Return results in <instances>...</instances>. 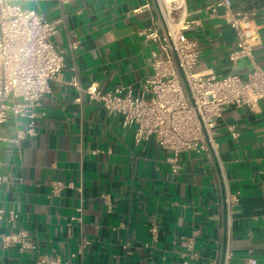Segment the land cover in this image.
Masks as SVG:
<instances>
[{
	"label": "crops",
	"instance_id": "obj_1",
	"mask_svg": "<svg viewBox=\"0 0 264 264\" xmlns=\"http://www.w3.org/2000/svg\"><path fill=\"white\" fill-rule=\"evenodd\" d=\"M229 1L226 9L219 0H186L182 20L190 23L184 33L199 49L194 72L245 78L264 66V0ZM12 3L57 22L52 42L65 67L63 81H50L41 98L44 116L36 134L0 142V264H182L184 253L194 254L192 264H218L225 252L231 264H264V99L253 108L224 107L215 135L218 164L183 152L173 174L167 151L153 140L135 144L121 116L66 84L75 67L81 88L130 86L138 95L151 72L150 56L159 51L139 32H163L155 4ZM250 12L248 25L259 40L251 56L231 61L236 32L230 14ZM23 126L10 119L2 133L11 139ZM53 181L64 187L49 199ZM226 193L236 199L228 211ZM18 231L32 248L3 246L2 235ZM187 237L193 239L190 252L180 245Z\"/></svg>",
	"mask_w": 264,
	"mask_h": 264
},
{
	"label": "built area",
	"instance_id": "obj_2",
	"mask_svg": "<svg viewBox=\"0 0 264 264\" xmlns=\"http://www.w3.org/2000/svg\"><path fill=\"white\" fill-rule=\"evenodd\" d=\"M147 1L155 4L163 32L153 27L139 32L145 39L159 44V51L150 56L151 72L144 79L140 93L134 95L130 86L111 91H101L96 84L81 88L75 67L70 68L72 75L66 84L99 102L109 114L121 116L122 127L132 129L135 144L153 140L167 151L166 163L173 174L181 169L178 156L183 152L203 154L208 161L218 164L215 135L222 111L228 105L253 108L264 99V66H254L245 78L236 74L219 77L194 72L199 49L184 33L190 23L182 20L186 0ZM218 5L228 9L230 1L219 0ZM253 14H230L229 23L236 32L235 47L229 54L231 61L251 56L252 47L259 40L256 27L248 25V17ZM56 27L57 22L33 10L22 9L12 0H0V142L17 143L26 136H34L36 123L44 116L40 105L42 96L49 92L48 83L63 81V52L52 42ZM10 119L22 120L24 126L15 129L14 136L7 139L2 129ZM63 187L61 181L51 182L48 198L57 197ZM235 200L227 193L224 195L227 211ZM3 214L0 210V218ZM7 217L14 219V212L8 211ZM151 230L154 231V226ZM25 238V232L18 231L2 235V243L3 246L17 243L20 250L32 248ZM180 245L190 252L193 239L184 238ZM182 256L188 257L182 264H192L193 253ZM44 263L45 260L36 262ZM250 263L248 260L245 264ZM218 264H231L227 252Z\"/></svg>",
	"mask_w": 264,
	"mask_h": 264
}]
</instances>
